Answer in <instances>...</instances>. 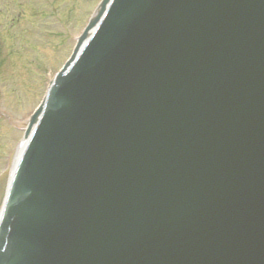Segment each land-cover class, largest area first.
I'll list each match as a JSON object with an SVG mask.
<instances>
[{
  "label": "water",
  "instance_id": "obj_1",
  "mask_svg": "<svg viewBox=\"0 0 264 264\" xmlns=\"http://www.w3.org/2000/svg\"><path fill=\"white\" fill-rule=\"evenodd\" d=\"M50 85L0 264H264V0H101Z\"/></svg>",
  "mask_w": 264,
  "mask_h": 264
},
{
  "label": "rangeland",
  "instance_id": "obj_2",
  "mask_svg": "<svg viewBox=\"0 0 264 264\" xmlns=\"http://www.w3.org/2000/svg\"><path fill=\"white\" fill-rule=\"evenodd\" d=\"M99 1L0 0V174L21 142L11 120L25 122L37 107Z\"/></svg>",
  "mask_w": 264,
  "mask_h": 264
},
{
  "label": "bare ground",
  "instance_id": "obj_3",
  "mask_svg": "<svg viewBox=\"0 0 264 264\" xmlns=\"http://www.w3.org/2000/svg\"><path fill=\"white\" fill-rule=\"evenodd\" d=\"M27 140V138L23 141V142H21V144H19L18 145V147H17V149L15 150V152H13V154H12V157H11V164H10V168H9V170H10V172H9V174L11 175V171H13V168L16 166V164H17V161H18V158H19V155H20V153H21V151L23 150V148H24V143H25V141ZM9 179H10V176H9ZM4 195L6 196V190H5V192H4ZM3 199H4V196H3ZM2 207H3V203H2V206L0 207V212H1V210H2Z\"/></svg>",
  "mask_w": 264,
  "mask_h": 264
}]
</instances>
